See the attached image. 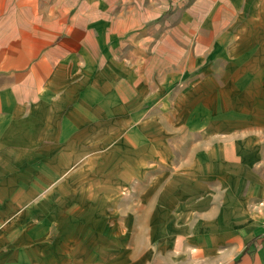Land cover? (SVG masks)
I'll return each instance as SVG.
<instances>
[{
	"label": "crops",
	"instance_id": "crops-1",
	"mask_svg": "<svg viewBox=\"0 0 264 264\" xmlns=\"http://www.w3.org/2000/svg\"><path fill=\"white\" fill-rule=\"evenodd\" d=\"M187 5L188 54L168 39L133 54L114 0H0V264H99L115 237L126 248L130 225L110 236L99 206L158 157L165 239L186 206L176 229L198 264H264V0ZM179 79L186 96L164 104ZM158 93L159 126L174 117L186 153L148 130Z\"/></svg>",
	"mask_w": 264,
	"mask_h": 264
},
{
	"label": "rangeland",
	"instance_id": "rangeland-1",
	"mask_svg": "<svg viewBox=\"0 0 264 264\" xmlns=\"http://www.w3.org/2000/svg\"><path fill=\"white\" fill-rule=\"evenodd\" d=\"M187 2L188 0H114L116 22L119 20L122 22L123 18L130 13L132 25L131 30H127V27H125L121 31L125 33V35H120L117 39H128L129 42L127 41L125 47L133 54H147V52L150 54L154 45L165 41V39H168L166 42H169V44L165 45L164 43V47L172 45L170 42L172 40H179L180 46L181 44L185 45L183 54H188L187 40L190 36L188 35L189 31L186 26L187 18L185 16L187 13L185 8L188 7ZM128 58L139 59L138 56H135V58ZM181 81L182 79H179L173 82L168 88H165L161 94L164 104H175L179 97L186 96L183 92V86L180 85ZM178 89L180 94L177 93ZM154 99L156 100L149 103L148 106H150V108L147 111L148 118H158V121L154 123L152 121L147 125L148 130L152 131L150 133L151 136L158 139L160 129V131H163L162 134L165 135L167 140H173L172 142H165L166 145H171L175 152L180 154L186 153L187 142L185 135L187 133L183 130L184 127H180L181 125L176 122L174 117L169 122L165 120L166 123H162L161 126H159V93ZM173 111L176 115L179 114V112L182 113L183 110L174 109ZM170 123L172 126H169ZM156 128L158 131L156 130L155 132L154 129ZM177 147H179V150ZM153 160V163L150 162L148 164L147 173L145 175L142 174V181L126 185L127 188H123V185H117L116 187L119 188L116 190L105 192L111 194L106 196L111 197L110 201L114 199L115 202L111 201L110 205L107 203L101 204L99 206V216L108 220L111 225L116 224V227L119 229L112 230L110 228L109 235L113 236V231H115V236L123 231L125 232V230H129V225L130 232L128 233L129 242L126 248H124V239L121 238L119 240L117 237L114 238L116 247V252L114 254L111 252L109 254L107 253V249L100 247L101 253H99L95 259V261H99V264H110L109 261H112L111 264L167 263V261L163 260L165 254L160 252L159 246L166 247V241H169L172 237L165 239L167 234L171 233L169 229L165 227L170 223L161 222L163 228L159 229V217L156 218V215L159 214V211L163 210L162 208H164V206H159V157ZM133 179L134 177L131 180ZM171 183L172 181H163L162 184L164 187H169L168 184ZM100 193L102 194V191H100ZM91 208L96 211V207L83 206L84 215L90 214ZM71 209L74 208L65 207L64 205L54 207V211L57 210L60 214L67 211L69 213ZM185 211L186 206L179 208L180 219L177 222H175V220V223L173 222L171 225L173 238L171 240L172 247L170 249L173 252L172 256L175 257L172 264L199 263L197 262L198 259L188 251L186 243L187 238L180 237L177 233V229L181 231L183 226H188L187 219H185ZM84 224L86 225L87 223H83V225ZM103 228L105 231H100V233H107V226ZM176 235L177 237L175 238L174 236ZM112 238H108L111 243ZM87 254L83 253L82 255L89 256ZM70 255L71 254L68 256ZM82 255L78 253L77 257L79 258ZM66 256L67 255H63V257Z\"/></svg>",
	"mask_w": 264,
	"mask_h": 264
}]
</instances>
